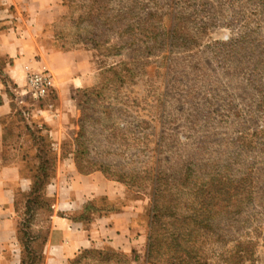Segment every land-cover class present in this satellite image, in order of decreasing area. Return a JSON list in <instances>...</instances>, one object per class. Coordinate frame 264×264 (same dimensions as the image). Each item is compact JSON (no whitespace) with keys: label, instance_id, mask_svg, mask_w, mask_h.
I'll use <instances>...</instances> for the list:
<instances>
[{"label":"rangeland","instance_id":"374dc122","mask_svg":"<svg viewBox=\"0 0 264 264\" xmlns=\"http://www.w3.org/2000/svg\"><path fill=\"white\" fill-rule=\"evenodd\" d=\"M139 1L141 11L164 13L166 29L174 25L177 7L186 11L190 38L187 46L171 49L165 45L159 55L140 56L147 64H132L140 59L130 50L114 55L106 47H90L84 37L87 21L82 18L91 0H57L43 13L48 22L42 27V38L49 47L72 51L76 57L61 60L63 71L59 73L31 65L53 74L56 87L49 97L34 100L24 95L25 81L18 83L7 72L14 58L0 55V105L6 101L12 108L0 115V264H7L11 256L19 258L23 246L17 235L22 233L19 230L23 225L30 236L38 237L31 247L41 253L45 237L48 242L53 217L62 212L57 211L58 195L49 186L57 178L60 166L68 167L73 162L81 174L101 172L109 180V190L120 193L116 205L130 206L145 228V241L138 242L132 251L114 249L131 264H164L147 261L153 189L160 167L173 170L181 158L194 159L204 167L213 162L219 165V159L230 160L242 150L237 138L240 130L252 134L264 127L261 95L254 88L249 60L253 54L264 56V7L252 0ZM130 2L110 0L101 8L110 13ZM1 15L2 12L0 19ZM2 24L3 20L0 28L6 27ZM93 28L101 32L106 26ZM244 31H253L252 37L257 40L254 50L243 44L244 51L235 55L234 62L219 57V42ZM107 39V46L119 43L115 33H109ZM126 63H130L132 71H125ZM113 66L117 75L110 71ZM44 101L56 103L70 113L60 130L63 140L57 141V146H52L49 139L52 128L45 130L42 121L36 120L34 128H26L31 109ZM32 136L53 161L55 178L46 190L53 199L51 209L38 207L28 214L21 192L29 189L32 172L30 163L28 167L22 161V154L28 152L31 157L36 151ZM254 144L260 147L251 148L245 156L264 158V135L255 137ZM12 165L19 167L20 176L12 173ZM260 194L264 196V190ZM263 196L244 201L242 212L234 220L215 217L214 231L198 242L206 264H227L225 257L239 241L246 247L241 264H264ZM96 202L102 203L98 199ZM219 221L228 232L225 242H219ZM229 223L234 224L232 228ZM95 247L111 246L101 243Z\"/></svg>","mask_w":264,"mask_h":264},{"label":"trees","instance_id":"16d2710c","mask_svg":"<svg viewBox=\"0 0 264 264\" xmlns=\"http://www.w3.org/2000/svg\"><path fill=\"white\" fill-rule=\"evenodd\" d=\"M91 1L82 19L87 21V25L84 27V37L91 43L90 47L93 49L98 50L106 47L109 49V53L114 55L121 54L120 51L124 49L130 50L140 59L132 64L143 66L148 61L143 60L141 55L147 57L159 55V51L165 45L174 49L178 46L185 47L188 44L190 38L187 32V17L186 11H183L182 8L177 7L174 25L172 28L166 29L163 26L164 13L139 10V0H131L130 4L120 6L110 13L101 8L104 3H109L110 0ZM252 1L264 7V0ZM1 22L0 19V24ZM97 26H106V29L101 32L95 31L93 27ZM109 33H115L119 37V43L107 46ZM252 33L253 31H244L238 37L220 41L219 57H223L230 63L234 62L236 54L243 53L240 52L241 49L244 51L243 44H249V48L254 50L257 40L252 37ZM223 53L225 56H222ZM249 60H251L250 71L254 73L252 81L256 83L254 88L261 95V109L264 111V56H260L258 53L253 54L249 56ZM235 61H238V58ZM126 64L125 71H132L133 67H128L130 63ZM110 71L114 75L118 74L114 66ZM1 78L3 81V77ZM3 83L5 84V82ZM31 125L26 122L27 129L35 127L33 123ZM41 127L49 131L47 124H43ZM260 135H264V127L252 134L240 130L237 138L242 150L236 156L233 155L230 160L219 159V165L213 162L204 167L194 159L181 158L173 170L169 171L164 166L160 167L153 189L152 231L148 244V262L206 264L201 252L202 247L198 242L201 237L206 238L214 231L215 217L219 215V219L234 220V216L242 212L241 207L244 201H253L261 195L263 196L260 192L264 190V186L261 187V184L264 183L262 178L264 176V158L249 159L245 156L251 148L260 147V144H254V138L260 137ZM32 139L34 141L35 137L32 136ZM40 139L43 142V139ZM49 139L52 146L58 145L53 136ZM164 140L163 135L161 142L164 143ZM34 142L33 145L37 146L34 154L31 157L27 156L28 152L22 154V161H26L28 167L30 163L29 170L32 172L29 189L21 192L26 198L25 208L28 214L35 212L38 207L44 209L46 206L51 209L53 199L46 190L49 183L55 178L52 169L53 161L47 152L43 151L44 146L41 145L40 149V145ZM235 166L239 168H234ZM97 199L102 203H97ZM97 199L88 200L81 210L69 216H66L64 212L59 214L90 228L97 217L121 209L116 203L111 202L108 196H98ZM16 202L17 200H15V204ZM222 224L224 223L219 221V242L227 241L228 232ZM228 225L232 228L234 224L229 223ZM25 228L26 226L23 225V229L19 230L22 232L21 234H18L17 231V239L21 247L23 246L19 252L18 264H28V261H30L29 264H41L44 260V246L47 237L44 238L42 251L38 254L31 247L34 238L38 237L30 236ZM244 247V243L239 241L235 248L229 252L230 255L225 257L226 263L241 264L243 258L246 257V247L245 249ZM113 262L131 264L125 255L113 247L108 249L95 246L84 248L74 258L68 260V264H113Z\"/></svg>","mask_w":264,"mask_h":264},{"label":"crops","instance_id":"0c3cea01","mask_svg":"<svg viewBox=\"0 0 264 264\" xmlns=\"http://www.w3.org/2000/svg\"><path fill=\"white\" fill-rule=\"evenodd\" d=\"M55 1L57 0H1L2 25L6 27L0 28V55L14 58V64L9 65L7 72L18 83L25 81L26 64L47 67L59 73L63 71L61 60L76 57L72 51L49 47L42 38V27L48 22L46 13L45 17L43 13ZM1 89L0 82V92ZM60 95L63 97L61 92ZM11 111L10 103L5 101L0 105V115ZM29 116L34 118H28L30 123L42 121L52 128L55 140H63L60 130L69 119L70 113L61 106L44 101L31 109ZM10 169L14 175L20 174L17 165H12ZM109 187V180L101 172L81 174L77 172L73 162L68 167L60 166L58 176L49 189L58 195L57 211L69 216L81 210L89 199L96 196L107 195L111 202L116 203L120 200V193L110 191ZM145 233V228L138 222L137 214L128 205L97 217L90 228L57 213L53 217V226L46 245L45 264H68V260L74 258L82 249L99 246L101 243L125 252L132 251L138 242L145 241ZM18 263V258L11 256L7 264Z\"/></svg>","mask_w":264,"mask_h":264},{"label":"built area","instance_id":"2783aa9c","mask_svg":"<svg viewBox=\"0 0 264 264\" xmlns=\"http://www.w3.org/2000/svg\"><path fill=\"white\" fill-rule=\"evenodd\" d=\"M25 94L34 100L46 98L55 89V78L47 69L33 68L31 64L24 66Z\"/></svg>","mask_w":264,"mask_h":264}]
</instances>
